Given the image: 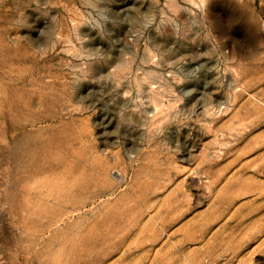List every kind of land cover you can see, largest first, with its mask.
Here are the masks:
<instances>
[{
  "label": "rangeland",
  "instance_id": "374dc122",
  "mask_svg": "<svg viewBox=\"0 0 264 264\" xmlns=\"http://www.w3.org/2000/svg\"><path fill=\"white\" fill-rule=\"evenodd\" d=\"M263 202L264 0H0V264H264Z\"/></svg>",
  "mask_w": 264,
  "mask_h": 264
},
{
  "label": "bare ground",
  "instance_id": "6f19581e",
  "mask_svg": "<svg viewBox=\"0 0 264 264\" xmlns=\"http://www.w3.org/2000/svg\"><path fill=\"white\" fill-rule=\"evenodd\" d=\"M247 156H248V155H247ZM242 157H244V156H242ZM237 159H238V158H237ZM261 159H262V158H261ZM257 160H258V159H257ZM259 161H260V160H259ZM251 163H252V162H251ZM251 163H250V164H251ZM246 166H247V165H246ZM221 168H222V167H221ZM224 168H225V166H224ZM247 168H248V167H247ZM222 171H223V170H222ZM223 172H224V171H223ZM224 175H225V174H224ZM242 175H243V172H242ZM226 178H227V177H226ZM254 181H255V180H254ZM141 182H142V181H141ZM252 182H253V181H252ZM229 183H230V182H229ZM254 183H256V182H254ZM246 184H247V183H246ZM262 184H263V182H262ZM262 184H261V185H262ZM248 185H249V184H248ZM254 185H255V184H254ZM259 185H260V184H258V186H259ZM177 186H178V185H177ZM220 187H221V186H220ZM260 187H261V186H260ZM180 188H181V187H180ZM226 188H227V186H226ZM262 188H263V187H262ZM173 189H174V188H173ZM237 189H238V188H237ZM239 189H240V188H239ZM252 189H253V188H252ZM254 189H255V191H256V190L259 189V187H257V188L254 187ZM254 189H253V190H254ZM176 190H177V189H176ZM178 190H179V189H178ZM40 191H41V190H40ZM59 191H60V190H59ZM238 191H239V190H238ZM238 191H237V193H238ZM60 192H61V191H60ZM259 192H260V191H259ZM56 194H57V193H56ZM226 194H228V193H226ZM256 194H257V193H256ZM216 195H217V194H216ZM216 195H215V196H216ZM230 195H231V194H230ZM232 195H233V194H232ZM217 196H218V195H217ZM171 197H173V196H171ZM169 198H170V196H169ZM229 198H230V197H229ZM257 198H258V197H257ZM257 198H256V199H257ZM214 200H215V199H214ZM215 201H216V200H215ZM226 201H227V200H226ZM251 201H252V200H251ZM262 201H263V200H262ZM131 202H132V201H131ZM170 202H171V201H170ZM211 202H212V201H211ZM260 202H261V201H260ZM260 202H259V203H260ZM230 203H231V201H230ZM242 203H243V202H242ZM255 203H256V202H255ZM263 203H264V202H263ZM261 204H262V203H261ZM261 204H257V205H260V206H261ZM214 205H215V203H214ZM164 206H165V205H164ZM177 206H178V205H177ZM260 206H259V207H260ZM160 207H161V206H160ZM232 207H233V206H232ZM251 207H252V206H251ZM253 207H254V206H253ZM263 207H264V206H263ZM147 209H148V208H147ZM154 209H155V208H154ZM158 209H159V208H158ZM249 209H250V208H249ZM257 209H258V208H257ZM235 210H236V209H235ZM259 210H261V209H259ZM93 212H94V211H93ZM141 212H142V211H141ZM220 212H221V211H220ZM228 212H229V211H228ZM231 212H232V211H231ZM250 212H251V211H250ZM226 213H227V212H226ZM243 213H244V212H243ZM253 213H254V212H253ZM216 214H218V212H217ZM225 215H226V214H225ZM263 215H264V213H263ZM214 216H215V215H214ZM214 216H213V217H214ZM176 217H177V216H176ZM191 217H192V216H191ZM241 217H242V215H241ZM247 217H248V216H247ZM232 218H233V217H232ZM257 218H258V217H257ZM257 218H256V219H257ZM260 218H261V217H260ZM263 218H264V217H263ZM263 218H262V219H263ZM164 219H165V218H164ZM173 219H174V218H173ZM256 219H255V220H256ZM262 219H261V220H262ZM251 220H252V219H251ZM221 221H222V220H221ZM242 221H243V220H242ZM200 222H201V221H200ZM255 222H256V221H255ZM247 224H249V223H247ZM248 226H249V225H248ZM253 226H254V225H253ZM199 227H200V226H199ZM255 227H256V225H255ZM256 228H257V227H256ZM153 229H155V228H153ZM161 229H162V228H161ZM190 229H191V228H190ZM226 229H227V228H226ZM250 229H251V228H250ZM259 229H260V228H259ZM147 230H148V229H147ZM151 230H152V229H151ZM193 230H194V229H193ZM195 230H197V229L195 228ZM144 231H145V230H144ZM152 231H153V230H152ZM180 231H181V230H180ZM243 232H244V231H243ZM141 233H142V232H141ZM156 233H157V232H156ZM173 233H174V232H173ZM235 233H236V232H235ZM138 234H139V233H138ZM172 235H173V234H172ZM235 235H236V234H235ZM249 235H250V234H249ZM256 235H257V233H256ZM151 236H152V235H151ZM184 236H185V235H184ZM145 237H146V236H145ZM256 237H257V236H256ZM110 238H111V237H110ZM146 238H147V237H146ZM151 238H152V237H151ZM161 238H162V237H161ZM184 238H185V237H184ZM201 238H202V237H201ZM233 238H234V237H233ZM134 239H136V238H134ZM247 239H248V238H247ZM142 240H143V239H142ZM134 241H135V240H134ZM249 241H250V240H249ZM111 242H112V241H111ZM195 242H196V241H195ZM235 242H236V241H235ZM240 242H242V241H240ZM251 242H252V241H251ZM123 243H124V241H123ZM238 243H239V242H238ZM243 243H244V242H243ZM243 243H240V244L242 245ZM245 243H248V242H245ZM245 243H244V244H245ZM107 244H108V243H107ZM171 244H172V243H171ZM235 244H236V243H235ZM248 244H249V243H248ZM236 245H237V244H236ZM165 247H166V246H165ZM167 247H168V246H167ZM243 247H245V246H243ZM245 248H246V247H245ZM163 249H164V248H163ZM184 249H185V248H184ZM186 249H187V248H186ZM239 249H240V248H239ZM241 249H242V248H241ZM237 250H238V247H237ZM258 250H259V249H258ZM149 251H150V250H149ZM193 251H194V250H193ZM170 252H171V251H170ZM166 253H167V251H166ZM176 253H177V252H176ZM188 253H189V252H188ZM154 254H155V253H154ZM164 257H165V256H164ZM190 257H191V256H190ZM244 257H245V256H244ZM172 258H173V257H172ZM178 258H179V257H178ZM186 258H187V257H186ZM192 258H195V257L192 256ZM197 258H198V257H197ZM245 258H246V257H245ZM162 259H163V258H162ZM166 259H167V258H166ZM201 259H202V258H201ZM201 259H200V260H201ZM235 259H236V258H235ZM248 259H249V258H248ZM164 260H165V259H164ZM190 260H191V258H190ZM198 260H199V259H198ZM184 261H185V260H184ZM246 261H247V260H246ZM240 262H241V261H240ZM197 263H198V262H197ZM165 264H166V263H165ZM198 264H199V263H198Z\"/></svg>",
  "mask_w": 264,
  "mask_h": 264
}]
</instances>
